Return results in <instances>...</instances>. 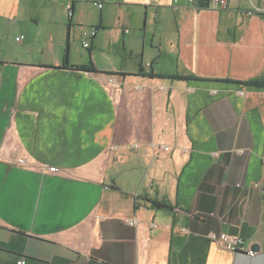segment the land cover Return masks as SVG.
<instances>
[{
	"label": "crops",
	"instance_id": "1",
	"mask_svg": "<svg viewBox=\"0 0 264 264\" xmlns=\"http://www.w3.org/2000/svg\"><path fill=\"white\" fill-rule=\"evenodd\" d=\"M227 3L0 0V264H264V0Z\"/></svg>",
	"mask_w": 264,
	"mask_h": 264
},
{
	"label": "built area",
	"instance_id": "2",
	"mask_svg": "<svg viewBox=\"0 0 264 264\" xmlns=\"http://www.w3.org/2000/svg\"><path fill=\"white\" fill-rule=\"evenodd\" d=\"M188 2L193 9H198L201 7L199 0H188ZM92 3L99 8H101L103 5V3L101 1H93ZM208 5L210 7L216 8V9L217 8L226 9L228 6V3H227V0H208ZM66 9H67V16L71 17L73 15L72 7L70 5H68ZM263 12H264V9L254 7L252 9L248 10L246 13L248 15H252V14L263 13ZM127 31L128 30H125V32H127ZM96 32H97L96 28L85 29V30H83V35L86 37L92 38L96 35ZM20 38H22V36L17 37V39H20ZM82 45H83V47H88L89 42L84 41L82 43ZM47 168L51 172H56L58 170L57 167H54V166H48ZM254 186H258V185L255 184ZM135 222H136L135 219L130 221V223H135ZM209 238L211 240L215 241L216 243H218L219 245L223 246L225 249H227L228 251H230L232 253L245 252L249 256H253L256 253L251 248H245L243 245V239L238 235H232V234H228L225 232L210 233ZM24 263H25V259L23 257H21L17 261V264H24Z\"/></svg>",
	"mask_w": 264,
	"mask_h": 264
},
{
	"label": "trees",
	"instance_id": "3",
	"mask_svg": "<svg viewBox=\"0 0 264 264\" xmlns=\"http://www.w3.org/2000/svg\"><path fill=\"white\" fill-rule=\"evenodd\" d=\"M199 3L201 6H205L206 3H208V1L205 0H199ZM77 68H79L80 70H85V71H93L94 67L92 64H88V65H79L77 66ZM166 77H170V78H179V79H186L189 77H182V76H178V75H168ZM240 83L245 84V85H249V86H255V87H263L264 86V79H251L248 81H241ZM154 205L156 207H163L164 205L161 203H157L155 202Z\"/></svg>",
	"mask_w": 264,
	"mask_h": 264
}]
</instances>
